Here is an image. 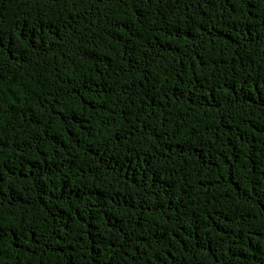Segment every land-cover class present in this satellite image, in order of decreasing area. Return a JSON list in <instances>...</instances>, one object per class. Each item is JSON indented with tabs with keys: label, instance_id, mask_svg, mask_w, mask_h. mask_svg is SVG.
Returning <instances> with one entry per match:
<instances>
[{
	"label": "trees",
	"instance_id": "trees-1",
	"mask_svg": "<svg viewBox=\"0 0 264 264\" xmlns=\"http://www.w3.org/2000/svg\"><path fill=\"white\" fill-rule=\"evenodd\" d=\"M0 264H264V0H0Z\"/></svg>",
	"mask_w": 264,
	"mask_h": 264
}]
</instances>
